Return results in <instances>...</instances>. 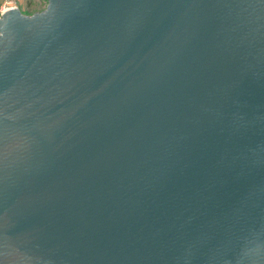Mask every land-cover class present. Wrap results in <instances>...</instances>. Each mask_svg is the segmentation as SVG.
Listing matches in <instances>:
<instances>
[{
  "label": "water",
  "instance_id": "1",
  "mask_svg": "<svg viewBox=\"0 0 264 264\" xmlns=\"http://www.w3.org/2000/svg\"><path fill=\"white\" fill-rule=\"evenodd\" d=\"M0 264H264V0L3 12Z\"/></svg>",
  "mask_w": 264,
  "mask_h": 264
},
{
  "label": "rangeland",
  "instance_id": "2",
  "mask_svg": "<svg viewBox=\"0 0 264 264\" xmlns=\"http://www.w3.org/2000/svg\"><path fill=\"white\" fill-rule=\"evenodd\" d=\"M47 6V0H0V15L14 8L24 15H31L35 12L42 11Z\"/></svg>",
  "mask_w": 264,
  "mask_h": 264
},
{
  "label": "bare ground",
  "instance_id": "3",
  "mask_svg": "<svg viewBox=\"0 0 264 264\" xmlns=\"http://www.w3.org/2000/svg\"><path fill=\"white\" fill-rule=\"evenodd\" d=\"M12 9H14V8H12ZM11 8H9L8 10H4L5 12L4 13H6V12H8V11H10V10H12Z\"/></svg>",
  "mask_w": 264,
  "mask_h": 264
}]
</instances>
